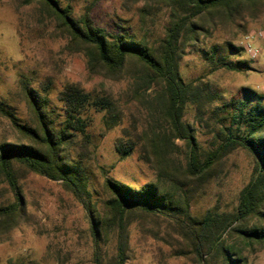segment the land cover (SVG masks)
<instances>
[{"label": "trees", "instance_id": "16d2710c", "mask_svg": "<svg viewBox=\"0 0 264 264\" xmlns=\"http://www.w3.org/2000/svg\"><path fill=\"white\" fill-rule=\"evenodd\" d=\"M28 1L39 3L55 18L67 39V48L84 55L91 73L117 81L127 73L128 60L140 67L134 75L139 76L133 79L130 94L139 100L148 89H154L161 128L156 129L149 121H144L143 128L138 131L132 123L116 139L115 151L121 159L138 151L139 160L159 179L134 188L105 178L101 199L104 212H98L88 200L90 192L81 164L90 160L93 153L92 135L88 131L92 115L101 113L105 129H112L122 119L118 101L111 95H92L78 84L68 83L58 93L60 107L50 111L48 98L25 85L22 92L32 113L29 123H21L0 103V113L20 135L13 144H0V176L15 200L0 207V240L16 228L24 214L12 167V162H16L30 172L60 181L81 203L89 219L95 250L99 249L101 235H107L115 226L112 264H125L127 260L125 225L128 212L133 210L174 219L201 264H208L210 259H218L222 264H248L243 251L264 248V94L242 87L240 99L231 98L220 103V96L208 92L206 86L204 89L185 82L179 73V62L187 45L198 43L200 37L210 36L220 25L225 28L226 23L243 22L245 10L256 6L264 8V0H155L169 9L164 36L155 42L120 32H106L95 25L89 7L75 17L70 5L62 6L59 0ZM232 30L226 32L229 40L224 41V45L229 54L237 56L242 48L232 43L235 38ZM201 53L214 70L241 72L252 69L244 60L233 63L224 56L217 58L219 48L215 45ZM188 105L197 107L205 115L208 111L209 120L219 121L214 134L216 147L205 155L198 151L191 126L182 121ZM176 140L182 141L187 149L182 181L177 185L180 188L194 184L221 157L237 148L252 155L253 171L239 193L233 213L208 210L200 218L192 217L189 213L190 188L171 191L160 186L161 176L175 170L170 155L174 148L177 149ZM95 261L102 264L98 256Z\"/></svg>", "mask_w": 264, "mask_h": 264}, {"label": "rangeland", "instance_id": "374dc122", "mask_svg": "<svg viewBox=\"0 0 264 264\" xmlns=\"http://www.w3.org/2000/svg\"><path fill=\"white\" fill-rule=\"evenodd\" d=\"M70 5L73 15L79 17L87 11L95 25L108 33L133 35L155 42L164 36L169 9L159 1L139 0H59ZM144 9V13L140 10ZM236 26H238L236 28ZM233 28L232 43L242 48L245 38L252 35V43L264 51V8L256 6L245 10L243 22L226 27L218 26L210 36L200 37L196 44L187 45L179 62V73L185 82L208 88L220 96V103L231 98L240 99V89L248 87L260 94L264 86V64L251 60L242 50L231 55L224 41ZM262 37H258L259 33ZM218 46L217 58L224 56L233 63L244 60L252 69L243 71L214 70L205 61L201 51ZM140 67L128 60L127 73L113 81L87 69L82 53L67 48V39L58 28L55 18L37 2L28 0H0V103L21 123H29L32 113L28 108L22 88L27 85L49 100L50 111L60 107L58 93L68 83L78 84L92 95H111L122 110L121 122L105 129L100 114H93L88 127L92 135L93 153L81 165L87 177L89 202L103 213L102 184L109 178L136 188L147 182H157L159 176L138 158V151L120 158L115 151V141L123 130L134 123L140 131L144 121L156 129L159 115L155 108V91L150 88L139 100L132 97V81ZM220 113V112H219ZM208 111H198L188 105L182 121L188 123L200 154L213 151L217 142L214 134L219 128L216 118L208 119ZM221 116V113L219 114ZM224 124H227L224 122ZM163 126V125H162ZM159 131V130H158ZM20 135L10 120L0 113V144H13ZM177 149L170 155L175 170L162 175L160 186L167 190L191 189L189 213L200 218L208 210L231 214L238 203L242 188L250 180L254 159L243 150L235 149L224 155L197 181L178 187L182 181L187 149L182 141H175ZM16 181L22 196V221L0 240V264H112L115 255V226L107 235H101L99 249L95 250L90 223L85 209L60 182L28 171L23 165L12 162ZM138 188V187H137ZM14 194L0 176V207L14 203ZM125 234L127 260L125 264H201L190 241L174 219L151 215L139 210L128 212ZM233 242V239H229ZM97 251V252H96ZM248 264H264V248L243 251ZM208 264H222L218 259Z\"/></svg>", "mask_w": 264, "mask_h": 264}, {"label": "built area", "instance_id": "2783aa9c", "mask_svg": "<svg viewBox=\"0 0 264 264\" xmlns=\"http://www.w3.org/2000/svg\"><path fill=\"white\" fill-rule=\"evenodd\" d=\"M252 35H248L245 38L244 44H242V50L244 53L253 61H261L264 64V51L253 45L251 39ZM258 37H262V33L258 34ZM260 91L264 92V86L259 88Z\"/></svg>", "mask_w": 264, "mask_h": 264}]
</instances>
